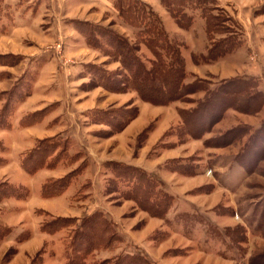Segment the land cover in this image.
I'll use <instances>...</instances> for the list:
<instances>
[{"label":"rangeland","instance_id":"rangeland-1","mask_svg":"<svg viewBox=\"0 0 264 264\" xmlns=\"http://www.w3.org/2000/svg\"><path fill=\"white\" fill-rule=\"evenodd\" d=\"M39 1L32 0L27 10L21 4L16 8L0 6V43L3 35L25 19L21 12H27L29 18L36 16L42 5ZM220 1L224 8L221 14L237 22L245 31L247 43H252L247 54L229 57L208 69L193 68L192 53L202 46V34L205 39L199 28L203 20L197 16L195 26L185 34L175 30L167 14L163 16L166 29L174 25L178 36L169 35L182 44L188 67L197 75L218 83L243 73L242 77L255 78L257 89L264 94V0ZM53 3L44 18L40 11L34 25L28 26L33 33L22 31L14 45L6 41L0 44V93L9 92L20 80L22 92L28 89L27 84L30 89L23 101H13L9 113L2 110L8 97L0 95V114L6 117L0 125V185L25 187L31 196L28 186L39 193L41 184L34 185L43 180L42 174L64 176L83 160L85 168L64 197L46 203L44 213H38L41 209L32 208V204L27 207L28 198L0 201V224L15 230L0 241V264H65L73 226L52 235H41L37 226L56 218L81 219L85 212L95 210L111 222L115 235L111 245L98 248L87 264L124 255L144 256L151 264H264V150L257 153L256 162L245 167L236 158L248 134L263 126L264 104L252 113L226 110L202 139L194 138L183 132L185 128L180 129L183 120L178 112L196 108L203 92L189 96L186 102L156 106L141 100L136 92H111L95 79L94 65L108 73L121 70V65L88 48L85 38L83 45L95 53L84 51L76 35L81 34L79 24L102 25L135 43L127 26L117 25L120 19L112 2L104 9L71 0ZM54 18L55 26H51L48 23ZM138 54L149 65L150 51L140 46ZM15 57L21 60L14 63ZM35 107L39 109L32 110ZM44 109L47 113L42 119L29 116L30 123L22 121ZM236 126L244 135L231 133L228 136L236 135L234 141L223 145L226 133ZM56 132L70 140L68 155L81 153V161L71 166L62 164L53 169L56 173L39 170L40 176L30 179L21 167L22 154L37 140ZM111 163L139 168L159 181V187L173 198L164 219L151 216L114 190L108 180L112 178L107 168ZM22 234L29 237L19 241Z\"/></svg>","mask_w":264,"mask_h":264},{"label":"trees","instance_id":"trees-1","mask_svg":"<svg viewBox=\"0 0 264 264\" xmlns=\"http://www.w3.org/2000/svg\"><path fill=\"white\" fill-rule=\"evenodd\" d=\"M160 1L181 29H191L197 16L203 20L207 39L206 52L201 56H193L196 64L215 63L247 42L244 29L241 28L242 32L237 22L221 14L224 8L219 6L218 0ZM110 2L117 12V17L124 24L136 29L135 43L115 31L104 29L102 25L86 22L77 26L88 48L110 56L121 65V70L110 73L94 65L96 67L94 71L97 74L95 79H98L97 82L104 88L115 93L136 92L141 100L156 106L186 102L189 96L203 92L204 96L199 99L196 108L178 112L183 120V128L180 129L185 128L183 132L197 139H202L226 110L235 109L252 113L263 106L264 94L257 89L258 82L255 78L236 76L219 80L218 83L198 77L190 80L182 53V44L170 37L161 17L149 4L143 0H110ZM140 46L147 48L152 54L149 65L138 54ZM13 59L16 63L21 60V57ZM16 85L9 92L0 93L1 96L8 97L2 109L6 113L11 112L13 101H23L30 91L28 84L26 86L28 89L21 91L24 89L22 80ZM254 87L257 92H252ZM46 113L45 109L31 113L22 121L30 123L29 116H34V119L38 120L42 119ZM133 117L134 115L125 118L121 126H125ZM5 119L1 112L0 125ZM231 133H236L238 136L244 135L242 129L236 126L226 133L223 145L234 141L236 135L228 136ZM248 135L241 155L236 156L237 161L244 167L253 161L256 162L257 153L264 150V124ZM69 145L70 140L63 139L60 135L37 140L31 149L22 154L21 167L28 174L33 175L39 170H53L62 164L71 166L81 161V153L75 156L68 155ZM84 164L83 160L82 164H78L64 176L46 179L42 185L41 196L56 198L64 194L82 175ZM107 166L112 174V178L108 180L115 191L121 192L126 199L138 203L151 216L162 219L166 217L173 198L159 187L160 183L156 178L136 167L118 163ZM29 196L30 191L25 187L0 185V201L5 198L25 200ZM38 213L44 212L39 210ZM261 219L264 220V210ZM111 225V222L106 220L99 210H95L81 219L56 218L51 221H42L39 230L46 235H52L73 226L74 231L69 242L65 264H87V259L98 248L111 245L115 235ZM11 232H13L11 227L0 224V241ZM28 237L29 234H22L18 238L22 241ZM93 264L151 263L144 256L124 255Z\"/></svg>","mask_w":264,"mask_h":264},{"label":"crops","instance_id":"crops-1","mask_svg":"<svg viewBox=\"0 0 264 264\" xmlns=\"http://www.w3.org/2000/svg\"><path fill=\"white\" fill-rule=\"evenodd\" d=\"M39 1V0H38ZM41 2H42V5L38 8V12H37V14H36V16L34 17V16H32L31 18H29V14H27V12L25 13H20V16H22L23 18H25V19H23V20H21L22 22H18L15 26H13L11 29H10V32L8 33V35H3L2 37H4V38H2V42L1 43H4L5 41H6V43H12L13 44V40H15V38H16V36H17V34L19 33H22V31L23 32H25V31H29V32H32L33 33V28H31V27H28L29 25H34L33 23H35L34 22V20H36V18L37 17H39L42 13V17L44 18L45 16H46V14H44L46 11H49V9L51 8V6H53V1L54 0H40ZM40 1L39 2H37V3H40ZM144 2H146L147 4H149L153 9H154V11L156 12V13H158V15L161 17V19H162V21H163V24H164V27H165V30L171 35V34H173V35H176V37L178 36V34H175L173 31H175L176 29L177 30H180V31H182L183 33H187L188 34V32L195 26V23H196V20H195V22H194V24H193V26H192V28L191 29H189V30H184V29H181L177 24H176V22L173 20V22L175 23V25L176 26H174V25H170L169 26V30H167L166 29V24H165V22H164V20H163V16H166L167 14H169L167 11H166V9L164 8V6L161 4V1L160 0H143ZM219 2H221L220 0H218ZM71 2H75V3H78V4H82L83 6H88V7H92L93 5L95 6V7H98V8H100V9H104V8H106V7H109L110 5H112L111 3H110V0H71ZM97 2H98V4H97ZM30 3H32V0H26V1H23V0H0V6H1V8H4L5 6H12L13 8H16L19 4H21V5H25L24 6V10H27V9H29V7H30ZM37 5V4H36ZM82 5H80V6H82ZM90 5V6H89ZM54 7V6H53ZM42 9V10H41ZM106 10H108V11H110L108 8L106 9ZM40 11H41V14H40ZM40 14V15H39ZM39 15V16H38ZM170 15V14H169ZM171 17V16H170ZM87 19V18H86ZM88 19H90V18H88ZM201 19V18H200ZM19 20V19H18ZM90 20H94V21H98V19H96V18H94V19H90ZM116 20V19H115ZM202 20V19H201ZM43 21V20H42ZM118 23H121L122 25L121 26H127V32L129 33V34H131V32H132V38L131 39H135V33H134V28H132V27H130L129 25H126V24H124V23H122V21L121 20H117V25H118ZM197 23H200L199 21H197ZM48 24H51V26H55V18H54V20L53 21H49V23ZM40 25H42L41 23H40ZM200 29H201V33H203L204 32V34H205V30H204V24L202 25L201 23H200ZM73 26V25H72ZM118 26H120V25H118ZM172 26H174V27H176L175 28V30H173V28H172ZM42 27H44V28H47V27H50V26H48V25H44V26H42ZM74 27V26H73ZM33 30V31H32ZM72 31L74 32V29H72ZM203 31V32H202ZM44 32H46V31H44ZM23 34V33H22ZM246 34H247V30H246ZM76 35L78 36V44H80V47L81 48H83L84 49V51H89L90 53L92 52V53H95L94 51H92V50H90V49H88V48H86L84 45H83V41H84V37H83V35H78L77 33H76ZM247 35H249V34H247ZM247 39V38H246ZM176 40V39H175ZM0 43V44H1ZM206 43H207V39H206V34H205V39L203 38V34H202V46H199V48H196L195 50H194V52L192 53V61H193V56H201V55H203L205 52H206ZM14 45V44H13ZM252 48H253V46H252V43H250V45H249V42L247 43L246 42V44H244L243 46H241L240 48H238L236 51H234V52H232V53H230V54H227L226 56H224L222 59H220L219 61H217V62H215V63H198V64H196L194 61V67L193 68H205V69H208L209 67H211V66H213L214 64H218L219 62H222L223 60H225V59H227V58H231V57H234V56H236V55H239V54H244V53H246L247 54V52H248V50H252ZM183 55H184V53H183ZM185 58V57H184ZM185 61H186V58H185ZM84 63H82L81 64V66L83 65ZM82 69H83V67H81ZM80 68V69H81ZM186 68H187V71H188V73H189V75H190V80L193 78V77H198V78H203V77H201V76H199V75H197L195 72H194V69L192 68V69H189V67H188V63H187V61H186ZM252 75H254V76H259V74H255V72H253V73H251ZM241 75H243V73H240V74H236L235 76H231V77H236V76H241ZM228 78H230V77H227V78H223V79H228ZM36 96H39V93L37 92L36 93ZM33 99V97H31L30 99H28V101L25 103V104H28V103H30V101ZM41 101H43V100H41ZM43 107V106H42ZM41 108V107H40ZM36 109H39V107H35V108H32V110H36ZM43 109V108H42ZM33 128H35V127H33ZM27 130H29V129H26L25 131H27ZM24 131V130H23ZM56 134H59L58 132H56V133H54V134H51L50 136H55ZM50 136H48V137H50ZM33 140H35V139H33ZM22 169V168H21ZM24 171V170H23ZM42 171V170H41ZM41 171H38L37 173H35V174H33V175H31V174H28V173H26V171L24 172L26 175H28L29 176V178L30 179H37V177H39L40 176V173L39 172H41ZM45 171H47L46 169H45ZM44 171V172H45ZM49 172H51V173H56L57 171H54V170H48ZM46 173V172H45ZM62 176V174H58V176H51V175H49V174H47V176L45 175V176H43V174H42V178H43V180L42 181H40L39 183H32V184H35L34 185V187L36 186V185H39V184H41V187H40V190H39V193H36V191L34 190L33 191V189L31 188V186H28V185H26V186H28L29 188H30V190H31V196H29V198L27 199L28 200V202L26 203V205L28 204V206L27 207H29V205L30 204H32V205H30V206H32V208H35L36 210H38V209H48V206H46L47 204L46 203H48V201H52V200H57V199H61V197H64V194H62L61 196H59V197H56V198H44V197H42L41 196V189H42V185H43V183H44V181L46 180V179H48V178H53V177H57V178H59V177H61ZM36 210L34 211V212H36ZM87 213H89V212H85L84 214H82V216H84V215H86ZM80 216H77V218H79ZM11 228L13 229V231H15L14 230V227L13 226H11ZM38 228H39V226H37V230H38ZM36 230V228L34 229V231H37ZM37 232H39L41 235H44V233H42L40 230H38Z\"/></svg>","mask_w":264,"mask_h":264}]
</instances>
